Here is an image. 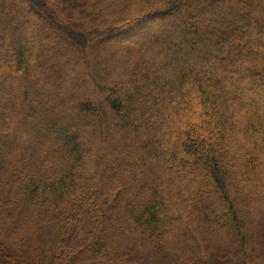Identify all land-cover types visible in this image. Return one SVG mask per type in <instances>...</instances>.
Instances as JSON below:
<instances>
[{
	"label": "trees",
	"instance_id": "1",
	"mask_svg": "<svg viewBox=\"0 0 264 264\" xmlns=\"http://www.w3.org/2000/svg\"><path fill=\"white\" fill-rule=\"evenodd\" d=\"M0 264H264V0H0Z\"/></svg>",
	"mask_w": 264,
	"mask_h": 264
},
{
	"label": "rangeland",
	"instance_id": "2",
	"mask_svg": "<svg viewBox=\"0 0 264 264\" xmlns=\"http://www.w3.org/2000/svg\"><path fill=\"white\" fill-rule=\"evenodd\" d=\"M70 68H75L72 64L70 65Z\"/></svg>",
	"mask_w": 264,
	"mask_h": 264
}]
</instances>
